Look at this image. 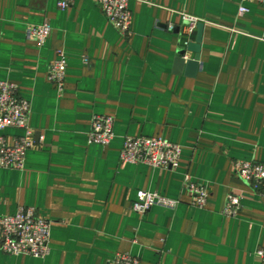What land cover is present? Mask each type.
<instances>
[{"label":"crops","instance_id":"0c3cea01","mask_svg":"<svg viewBox=\"0 0 264 264\" xmlns=\"http://www.w3.org/2000/svg\"><path fill=\"white\" fill-rule=\"evenodd\" d=\"M57 3L0 0V81L31 103L36 142L25 170L0 169V216L35 207L52 222L45 259L0 252V264H112L122 253L141 264H263L264 187L254 192L235 164H264V6L240 14L241 0H130L124 36L91 0ZM186 16L204 24L194 77L176 68ZM45 23L40 46L29 30ZM58 51L68 61L61 95L48 80ZM94 115L115 119L107 147L89 143ZM3 134L12 144L23 131ZM126 137L182 146L178 168L123 163ZM186 175L209 187L205 209L191 205ZM141 190L181 203L139 215ZM230 193L242 196L233 218L223 215Z\"/></svg>","mask_w":264,"mask_h":264},{"label":"built area","instance_id":"2783aa9c","mask_svg":"<svg viewBox=\"0 0 264 264\" xmlns=\"http://www.w3.org/2000/svg\"><path fill=\"white\" fill-rule=\"evenodd\" d=\"M77 0H58L60 10L70 9ZM104 12L108 21L122 35L129 36L132 27L130 0H91ZM247 3L264 6V0H241L240 14L250 13ZM187 28L183 32L184 45L196 33L198 20L184 17ZM173 25L169 30L173 31ZM50 24L32 27L29 37L43 46L50 38ZM68 61L64 51H58L51 63L48 80L59 94L65 91ZM31 103L23 98L14 83L0 81V169L23 171L26 168L27 154L35 148L34 132L30 127ZM115 119L105 115H94L89 132V143L109 146L115 138ZM8 129L23 131L9 144L3 134ZM182 146L164 137H126L121 152V161L133 165H146L155 169L175 171L181 161ZM237 175L251 186L254 192L264 187V164L255 161H238L235 164ZM184 186L190 193L191 205L205 209L209 201V187L195 182L190 175L184 177ZM242 196L230 193L223 215L236 217L242 207ZM180 200L170 199L158 192L138 191L133 211L144 215L155 207L176 210ZM52 222L43 217L35 207H20L13 216H0V252L10 256H30L45 259L51 251L50 240ZM264 264V248L256 252ZM112 264H141V259L130 254L116 255Z\"/></svg>","mask_w":264,"mask_h":264},{"label":"water","instance_id":"95a60500","mask_svg":"<svg viewBox=\"0 0 264 264\" xmlns=\"http://www.w3.org/2000/svg\"><path fill=\"white\" fill-rule=\"evenodd\" d=\"M180 33V30L177 31ZM203 34H204V24L199 23L197 26V33L194 41L188 43L185 47H181L179 49V58L176 61V68H178V72L185 71V75L189 77H194L198 73L200 69V58H201V48L203 42ZM181 38L184 39L183 34L181 33ZM187 53H193L195 55L194 59L187 60Z\"/></svg>","mask_w":264,"mask_h":264},{"label":"rangeland","instance_id":"374dc122","mask_svg":"<svg viewBox=\"0 0 264 264\" xmlns=\"http://www.w3.org/2000/svg\"><path fill=\"white\" fill-rule=\"evenodd\" d=\"M186 28H187V26L184 27L183 32H184V30H185ZM183 32H182V33H183Z\"/></svg>","mask_w":264,"mask_h":264}]
</instances>
